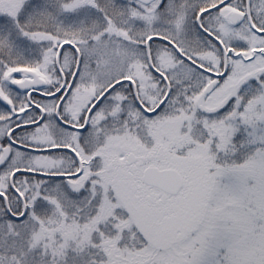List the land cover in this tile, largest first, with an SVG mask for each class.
<instances>
[{
    "label": "snow or ice",
    "instance_id": "1",
    "mask_svg": "<svg viewBox=\"0 0 264 264\" xmlns=\"http://www.w3.org/2000/svg\"><path fill=\"white\" fill-rule=\"evenodd\" d=\"M0 264H264V0H0Z\"/></svg>",
    "mask_w": 264,
    "mask_h": 264
}]
</instances>
